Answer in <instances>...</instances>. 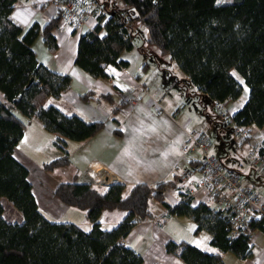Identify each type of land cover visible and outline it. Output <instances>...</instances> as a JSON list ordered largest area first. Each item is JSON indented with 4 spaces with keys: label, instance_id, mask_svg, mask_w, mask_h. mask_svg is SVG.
<instances>
[{
    "label": "trees",
    "instance_id": "1",
    "mask_svg": "<svg viewBox=\"0 0 264 264\" xmlns=\"http://www.w3.org/2000/svg\"><path fill=\"white\" fill-rule=\"evenodd\" d=\"M121 1L124 10L109 13L100 6L95 27L80 35L75 60L79 67L94 76H108L109 64L127 65L120 55L133 47L132 27L139 21L148 30L147 41L168 54L198 90L216 102L229 104L243 92V82L232 72L236 69L248 85L249 95L231 120L239 127L252 123L264 126V0L223 4L217 0ZM16 2L0 0V264H142V253L123 238L138 221L155 217V201L162 203L168 214L190 216L196 233L203 229L211 233V243L218 251L184 240L167 242V249L188 264H224L223 250L242 258L250 256V232L264 231V216H253L243 232L231 234L228 216L221 208L214 210L215 204L195 203L190 194L171 203L165 190L176 185L174 180L132 186L117 182L105 188L90 181L60 182L55 197L84 209L91 222L88 229L75 222L54 220L39 208L28 167L14 155L27 121L32 117L41 120L64 151L43 162L47 170L70 162L68 139H86L105 123L67 114L47 102L49 96L59 97L69 88L72 77L40 61L33 42L43 31L49 48L56 49L51 30L60 20V9L58 17L42 29L34 23L25 30L12 16ZM128 8L131 14H127ZM94 94L89 90L81 96L88 99ZM259 153L264 155L262 146ZM197 161L200 169L201 157ZM3 198L22 212L21 221L5 218ZM104 209H121L126 214L105 227L99 219Z\"/></svg>",
    "mask_w": 264,
    "mask_h": 264
},
{
    "label": "crops",
    "instance_id": "2",
    "mask_svg": "<svg viewBox=\"0 0 264 264\" xmlns=\"http://www.w3.org/2000/svg\"><path fill=\"white\" fill-rule=\"evenodd\" d=\"M95 1L105 8L103 2ZM58 15L59 8L50 0H17L12 12L14 20L25 30L34 23L42 29ZM96 23V18L88 15L87 24L75 30L69 21L60 19L51 30L56 38V49L49 48L43 31L33 42L40 61L72 77L70 87L59 97L49 96L47 102L54 103L67 114L77 113L86 120H103L105 123L86 139H68L70 162L47 170L43 162L63 155L64 151L55 144V134L47 130L41 120L32 117L27 121L14 155L28 167V179L39 208L54 220L90 226L84 209L66 205L54 195L60 182L75 180L90 181L101 188L117 182L132 186L174 180L176 185L167 186L165 190L171 203L179 202L183 194H190L195 203L202 201L214 205L215 200L208 195L207 189L198 186L202 179L197 161L201 151L186 146L188 131L205 123V117H199L195 111L207 112L212 118L211 123L219 126L218 151L211 146L210 152L227 166L239 170L243 183L253 186L264 197V164L257 160L255 153L254 161L247 163L242 154H232L229 149L232 140L227 134L233 130L234 142L240 148L250 143L248 148L262 146L264 150V126L252 123L239 127L231 120V115L245 103L249 93L243 91L229 104L206 97L203 100V94H199L200 100L195 104V88L184 72L180 74L181 70H175L174 65L178 69L176 62L168 60L152 67V57L135 43L134 38L133 47L120 55L128 61L127 65L109 64L108 76H94L79 67L75 60L80 35L93 29ZM146 37L147 31H143V45L150 49ZM89 90L95 94L83 99L81 94ZM157 103L164 108L161 113L157 112ZM166 210L162 203L155 201V217L138 221L123 238L142 253V264H188L167 249L170 240H184L218 251L211 243L208 230L196 233V223L190 216L168 214ZM125 214L126 211L121 209H104L99 219L103 226L109 227ZM201 235L206 241L202 244L198 242L202 240ZM251 245L252 254L245 258L223 250L224 264H264V231H255Z\"/></svg>",
    "mask_w": 264,
    "mask_h": 264
},
{
    "label": "built area",
    "instance_id": "3",
    "mask_svg": "<svg viewBox=\"0 0 264 264\" xmlns=\"http://www.w3.org/2000/svg\"><path fill=\"white\" fill-rule=\"evenodd\" d=\"M60 9V19L69 21L75 30L87 24L88 15L94 16L100 9L95 0H51ZM157 112L164 108L156 105ZM211 139L204 131H188L187 149L198 148L201 151L200 171L202 179L200 188L207 189L208 195L215 200L214 210L221 208L228 216V228L231 234L245 230L253 216H264V197L252 186L245 185L239 170L229 167L220 158L209 151ZM253 152L258 161L264 164V155L259 153V146ZM192 193V191H191ZM255 231H251V238Z\"/></svg>",
    "mask_w": 264,
    "mask_h": 264
},
{
    "label": "rangeland",
    "instance_id": "4",
    "mask_svg": "<svg viewBox=\"0 0 264 264\" xmlns=\"http://www.w3.org/2000/svg\"><path fill=\"white\" fill-rule=\"evenodd\" d=\"M100 1L103 2L104 6L106 8V11L109 12V13L112 10H114V9L120 8L121 6H122V8H120V9H123V10L126 9L125 4L121 0H100ZM231 1L232 0H218V3H225V2H231ZM119 4L121 5L120 7H118ZM128 9L130 11L127 10V14H131L132 13L131 8H128ZM132 31H134V37L133 38H134L135 43L138 46L144 48L145 51L148 52L149 56L152 57V61H151L152 62V64H151L152 67L155 68L160 63H166L168 60H172V59H170V57H169L168 54H162V53H160L159 50L156 48L155 45H152L151 44L150 49H148V47H145L147 45H143V39H142V37H143V31H148L147 28L144 26V24H142L139 21L134 22L133 27H132ZM174 68H175V70H178V71L181 70L179 67L177 69V67H175V65H174ZM168 70H170V68H168ZM179 72H181L180 74H183V71L182 70L179 71ZM232 72H233V74L235 76H237L243 82V84H244V90H243L244 93L245 94L249 93V87L244 82L243 77L240 75V73L236 69H233ZM177 77H178V74H177ZM186 78H188V80H190V82H191L190 84H193L192 86H194V88H195V91H194L195 92V95H194L195 96V100H194V103L195 104H197V102L200 100L199 94H203V97H202L203 100H204L205 97L206 98H209V99L211 98L208 94L203 93L201 91H198L196 85H194V83L191 81V79L189 77H186ZM184 81H186V79ZM1 98H3V92L0 90V99ZM184 103H186V102H184ZM199 109H200V107H199ZM199 112L200 111H195V113L198 114L199 117H205V120H204L205 123H203V124L202 123H199L196 128H191V129H196L198 131H203L201 129H205L206 130L205 131L206 134L209 136V138L211 139V142L213 143V145H210V148L212 146L215 151H218V147H219V139H218L219 138V133H218L219 131H218V127L219 126L217 127V126H215L214 123H211L212 118L209 117V115L207 114V112L206 113H201L202 111L200 113ZM233 134H234V131L233 130H229L228 131V134H227L229 136V138L231 136V140H232V144L229 147L230 152L232 154H235V153H238L239 155L242 154V156H244V159H246L247 163H250V160H253L254 161V152H253L254 147L253 148L251 147V149L248 148V145L250 143H247V144L244 145L243 149L240 148V145H236L235 144V142H234V135ZM37 141L38 140H36V142ZM43 143H45V140H44ZM211 153H213V152H211ZM242 178H243V176H242ZM98 181H100V180H98ZM2 200H3V204H4V208H5L4 209V216H5V218L7 220H9V221H21L23 219L22 212L10 200H8L7 198H3ZM84 227L88 229L90 226H84ZM200 237L202 238V240H204V237L202 235ZM202 240H199L198 242L201 243V244L204 243V242H206L205 240L204 241H202ZM200 247H202V246H200Z\"/></svg>",
    "mask_w": 264,
    "mask_h": 264
},
{
    "label": "snow or ice",
    "instance_id": "5",
    "mask_svg": "<svg viewBox=\"0 0 264 264\" xmlns=\"http://www.w3.org/2000/svg\"><path fill=\"white\" fill-rule=\"evenodd\" d=\"M125 154H127V152Z\"/></svg>",
    "mask_w": 264,
    "mask_h": 264
}]
</instances>
